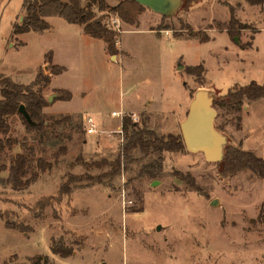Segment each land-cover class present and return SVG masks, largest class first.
Here are the masks:
<instances>
[{
	"label": "rangeland",
	"instance_id": "374dc122",
	"mask_svg": "<svg viewBox=\"0 0 264 264\" xmlns=\"http://www.w3.org/2000/svg\"><path fill=\"white\" fill-rule=\"evenodd\" d=\"M22 2L0 0V74L27 84L38 69L49 73L53 64L64 66L42 91L46 100L42 112L48 118L71 119L46 127L43 133L26 131L18 116L9 119L10 135L18 144L1 153L0 162L24 152L32 169L37 158L50 160L59 145L68 150L25 190H12L3 182L6 172L0 173V212L11 211V220L32 227L25 233L5 227L0 219V264L13 254L14 262L23 263L34 255H48V264H264V178L248 169L223 175L217 162H208L185 146L145 157L135 150L138 160L109 185L76 188L40 212L41 217L34 216L36 202L57 193L78 154L88 161L116 157L124 141L119 132L123 117L158 135L178 134L188 103L200 88H208L216 99L214 124L226 136V146L262 155L264 98L244 99L234 107L219 98L234 84L264 82V5L195 0L188 6L182 2L170 16L145 7L137 24L128 25L113 11L118 0H105V10H94L119 33L117 53L110 55L103 40L58 16L46 18L50 25L46 30L13 34V24L23 20ZM230 8L237 22L232 35L227 32ZM186 24L204 31L209 40L186 36ZM47 51L51 64L44 62ZM200 63L202 74L187 72V66ZM56 89L68 90L71 98L59 100ZM111 111L120 115L111 116ZM84 114L92 115L97 133L86 134ZM244 139L248 144L243 148ZM149 163L153 174L141 172ZM175 171L188 175L195 187ZM71 172L84 169L76 165ZM51 236L71 245L73 254L64 258L52 254Z\"/></svg>",
	"mask_w": 264,
	"mask_h": 264
},
{
	"label": "trees",
	"instance_id": "16d2710c",
	"mask_svg": "<svg viewBox=\"0 0 264 264\" xmlns=\"http://www.w3.org/2000/svg\"><path fill=\"white\" fill-rule=\"evenodd\" d=\"M195 0H183L185 6L190 5ZM251 5H264V0H244ZM24 8L23 20L21 23H14L13 34H21L29 31L41 32L50 27L46 18L58 16L70 24L79 25L85 34L103 40L105 49L110 55L117 53V42L119 33L108 28L100 17L96 16L94 7L98 11L107 8L105 0H23ZM145 8L134 0H118L113 11L118 18L125 24H137L138 15ZM164 16V15H163ZM237 22L233 18V9L230 8V19L227 26L228 35L234 32ZM187 31L186 36H198L200 42L209 40L202 30H193L189 25H184ZM179 33L174 31V34ZM44 62L52 63L51 51L45 54ZM49 73H44L38 69L33 80L27 84L13 81L8 76L0 74V154L5 150H11L18 144L17 138L10 135L11 126L9 119L12 116H18L26 131L43 133L46 127L60 126L70 121L71 116L65 115L60 118H48L42 112L46 106V100L42 91L50 84L51 76L61 73L65 67L53 64L49 67ZM189 74H202L204 67L202 63L187 66ZM59 93V100H69L71 93L66 89H56ZM264 98V82L257 83L251 80L245 85L234 84L222 95L220 103L229 107L239 106L244 99L257 100ZM216 100V99H215ZM213 100V105L216 101ZM20 105L29 115L30 121L18 111ZM218 130L220 128L215 126ZM238 128V126H237ZM121 132L124 141L119 145L118 152L114 159L101 158L98 160H85L81 154H78L68 165V168L60 182L58 191L55 195L43 196L36 202V218L41 217L45 208L58 204L63 197H69L76 188H86L95 184L109 185L115 177L122 171L129 169V164L136 162L138 158L133 156V152L138 150L143 157L152 153H162L163 151H180L184 149V143L180 133L158 135L147 127H139L138 124L129 116L122 118ZM66 145H59L51 154V159L39 157L36 160L35 167L30 169L29 158L24 152H17L12 155L8 162H0V173L6 172L3 182L12 190L22 191L30 187L40 177V174L50 171L58 158L67 153ZM79 165L84 169L82 173H72L74 166ZM219 171L223 175L234 174L238 170L248 169L259 178H264V159L257 156L254 152L244 150L240 146L227 145L224 147V158L217 162ZM151 163L144 165L141 172L149 171ZM99 173L93 174L89 171L93 169H105ZM175 175L186 181L190 186H194L193 180L186 174L175 171ZM154 177V176H152ZM11 211L0 212V219L3 220L5 227L19 230L22 232H31L32 227L21 222L11 220ZM50 252L59 257H69L73 254L74 248L64 243L61 237L51 236L49 238ZM16 255L13 254L7 261L1 264H48L50 258L48 255H34L27 258L28 263L14 262Z\"/></svg>",
	"mask_w": 264,
	"mask_h": 264
},
{
	"label": "water",
	"instance_id": "95a60500",
	"mask_svg": "<svg viewBox=\"0 0 264 264\" xmlns=\"http://www.w3.org/2000/svg\"><path fill=\"white\" fill-rule=\"evenodd\" d=\"M152 11L164 16L173 15L181 6L183 0H134ZM237 41V38H235ZM182 68L181 64L177 69ZM54 94L49 95L48 102H51ZM213 95L208 88L197 89L189 103L185 117L179 123L180 134L185 148L190 152L202 153L208 162H219L224 158V147L226 146V136L222 134L214 124L216 110L213 107ZM18 111L30 121L29 115L23 105L18 107ZM153 185L156 184L154 181ZM212 205L217 201L212 200ZM159 229V227H157Z\"/></svg>",
	"mask_w": 264,
	"mask_h": 264
},
{
	"label": "built area",
	"instance_id": "2783aa9c",
	"mask_svg": "<svg viewBox=\"0 0 264 264\" xmlns=\"http://www.w3.org/2000/svg\"><path fill=\"white\" fill-rule=\"evenodd\" d=\"M163 32L166 35L169 33L168 29L163 30ZM119 115H120V111H111V116H119ZM82 124H83V128L86 134H95L98 132L97 123L95 122L92 115L84 114L82 118ZM119 132H121V128Z\"/></svg>",
	"mask_w": 264,
	"mask_h": 264
},
{
	"label": "crops",
	"instance_id": "0c3cea01",
	"mask_svg": "<svg viewBox=\"0 0 264 264\" xmlns=\"http://www.w3.org/2000/svg\"><path fill=\"white\" fill-rule=\"evenodd\" d=\"M75 25V24H74ZM79 26V25H78ZM81 27V26H80ZM81 29H82V27H81ZM51 86V85H50ZM52 87V86H51ZM54 88V87H53ZM242 146H243V148L245 147L244 145H247L248 143H247V140L246 139H244V140H242ZM262 148V150H263V154L262 155H258L259 157H261V158H263L264 159V146L263 147H261ZM245 149V148H244ZM245 150H249V149H245ZM49 258H51L50 256H49Z\"/></svg>",
	"mask_w": 264,
	"mask_h": 264
}]
</instances>
